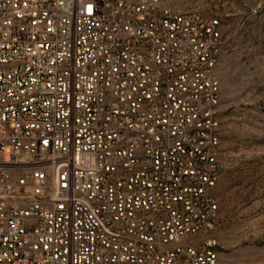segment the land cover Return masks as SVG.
<instances>
[{"label": "built area", "instance_id": "2783aa9c", "mask_svg": "<svg viewBox=\"0 0 264 264\" xmlns=\"http://www.w3.org/2000/svg\"><path fill=\"white\" fill-rule=\"evenodd\" d=\"M220 48L162 0H0V264H219Z\"/></svg>", "mask_w": 264, "mask_h": 264}, {"label": "rangeland", "instance_id": "374dc122", "mask_svg": "<svg viewBox=\"0 0 264 264\" xmlns=\"http://www.w3.org/2000/svg\"><path fill=\"white\" fill-rule=\"evenodd\" d=\"M162 2L219 21V222L207 238L219 264H264V0Z\"/></svg>", "mask_w": 264, "mask_h": 264}]
</instances>
